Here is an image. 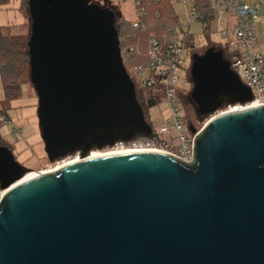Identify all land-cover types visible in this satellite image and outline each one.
Returning a JSON list of instances; mask_svg holds the SVG:
<instances>
[{
    "label": "water",
    "instance_id": "obj_1",
    "mask_svg": "<svg viewBox=\"0 0 264 264\" xmlns=\"http://www.w3.org/2000/svg\"><path fill=\"white\" fill-rule=\"evenodd\" d=\"M28 11L48 155L150 132L113 9L28 0ZM190 80L197 116L231 108L199 130L190 162L105 153L22 181L29 169L0 138V264H264V104L245 106L252 90L215 46L193 53Z\"/></svg>",
    "mask_w": 264,
    "mask_h": 264
},
{
    "label": "built area",
    "instance_id": "obj_2",
    "mask_svg": "<svg viewBox=\"0 0 264 264\" xmlns=\"http://www.w3.org/2000/svg\"><path fill=\"white\" fill-rule=\"evenodd\" d=\"M247 1L208 0V7L204 10L208 17L205 23L215 22L216 35L226 38L222 45L216 47L230 54L228 60L232 69L252 90L254 98L245 105L246 107L264 104V53L260 49L256 26L259 8ZM182 2L186 7L190 4L187 9L190 19L204 22V15L194 7V0H182ZM139 4L140 0H135V8ZM136 14L137 18L130 20L133 27L140 25V12L138 14L137 9ZM178 28H181V32ZM190 34L182 31L180 23L173 27L164 39L151 36L144 54L145 60L134 65L131 70L139 80V87L160 93L161 103L169 109L168 117L165 119L162 116V121L154 124L156 138L162 140L164 147L146 149L165 151L188 162L193 160L194 140L199 131L193 133L187 129L186 114L176 101V97L179 92L178 84L190 75L193 55L188 46ZM134 51L139 52V49L128 47L124 50V54L128 57ZM129 75L133 80L131 73ZM230 109V107L222 109L216 114ZM7 118L1 116L0 122H4ZM5 192L6 189H0V201Z\"/></svg>",
    "mask_w": 264,
    "mask_h": 264
},
{
    "label": "rangeland",
    "instance_id": "obj_3",
    "mask_svg": "<svg viewBox=\"0 0 264 264\" xmlns=\"http://www.w3.org/2000/svg\"><path fill=\"white\" fill-rule=\"evenodd\" d=\"M94 2L101 7L113 9L116 14H121L128 20L137 18L135 0H94ZM247 2L253 3L259 8L256 17L257 36L260 49L264 53V0H248ZM173 4L179 16L182 31L189 32L194 36V47L190 49L191 53H202L210 45L216 47L226 41V38H221L216 35L215 30L217 24L215 22L207 24L190 19L187 11L190 4L186 7L182 0H173ZM19 6L20 0H10L6 6L1 7L0 24L7 26L12 34L24 35L31 30V23L28 15L26 14L25 17L23 12L19 10ZM178 31L181 32V28H178ZM188 61H191V56L188 58ZM131 75L138 87L139 80L137 76L132 71ZM192 86L191 80L188 77L181 81L178 84L179 92L176 101L186 114V124L196 123L200 127V130L218 111L213 115L197 118L195 105L190 99ZM3 97L4 91L0 79V108ZM38 105V94L29 76V80L22 85V96L11 103V107L7 110L8 118L4 122H0V138L11 149L16 160L29 169V173L26 175L55 168L64 162L73 160L78 156L79 152V148H77L75 152L65 153L60 156L48 155L42 137ZM156 110H159L161 116L165 119L169 115V109L165 108L162 103L156 107ZM161 147H164V144L158 138L149 140L147 137H140L136 140H115L109 144L94 145L91 147V152L105 153L121 149H159Z\"/></svg>",
    "mask_w": 264,
    "mask_h": 264
},
{
    "label": "trees",
    "instance_id": "obj_4",
    "mask_svg": "<svg viewBox=\"0 0 264 264\" xmlns=\"http://www.w3.org/2000/svg\"><path fill=\"white\" fill-rule=\"evenodd\" d=\"M10 0H0V8L6 6ZM194 7L204 15V22L208 21V17L204 10L208 7V0H194ZM137 12H140V25L133 27L130 20L121 14H116L115 26L118 30L119 46L123 53L124 65L130 74L132 67L145 60L144 54L148 47V40L151 36L164 39L169 31L180 25L179 16L175 11L172 0H140V4L136 6ZM19 10L24 16L30 14L28 11V0H20ZM31 23V20H30ZM31 30L24 35L12 34L8 27L0 24V79L3 85L4 97L1 101L0 117L7 115V110L11 107V103L22 96V85L29 80L30 76V56L28 52V40ZM190 41L189 48L194 47V36L188 35ZM213 46V45H210ZM209 46V47H210ZM128 47L138 48L139 52L134 51L128 57L125 56L124 50ZM224 57L228 60L230 54L223 50ZM190 79V76H188ZM136 97L141 104L145 119L150 125V132L136 130L129 138H120L136 140L140 137H147L152 140L157 137L154 122L152 120L150 110L158 106L162 102L161 94L151 90L137 87ZM224 109V108H223ZM197 118H200L197 116ZM189 131H198L200 127L196 123L187 124ZM1 143L6 145L1 139Z\"/></svg>",
    "mask_w": 264,
    "mask_h": 264
},
{
    "label": "bare ground",
    "instance_id": "obj_5",
    "mask_svg": "<svg viewBox=\"0 0 264 264\" xmlns=\"http://www.w3.org/2000/svg\"><path fill=\"white\" fill-rule=\"evenodd\" d=\"M239 106H237L236 108H238ZM142 150H155V149H143V148H141V149H121V150H116V151H110V152H105V153H114V152H127V151H142ZM92 150H91V147L88 149V151H87V153L82 157V156H80V155H78V156H76L73 160H70V161H68V162H71V161H74V160H77V159H81V158H84V157H87V156H91V155H98V154H105V153H99V152H95V153H93V152H91ZM68 162H64L63 164H65V163H68ZM63 164H60V165H63ZM60 165H58V166H60ZM57 167V166H56ZM42 172H44V171H42ZM40 172H36V173H31V174H28V175H25V177L22 179V181H24V180H27V179H29V178H31V177H33V176H35V175H37V174H39Z\"/></svg>",
    "mask_w": 264,
    "mask_h": 264
},
{
    "label": "crops",
    "instance_id": "obj_6",
    "mask_svg": "<svg viewBox=\"0 0 264 264\" xmlns=\"http://www.w3.org/2000/svg\"><path fill=\"white\" fill-rule=\"evenodd\" d=\"M156 107L157 106L151 108L150 110L151 117H152L154 124H158L162 121L161 113L159 112V110H156Z\"/></svg>",
    "mask_w": 264,
    "mask_h": 264
}]
</instances>
